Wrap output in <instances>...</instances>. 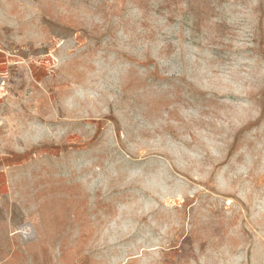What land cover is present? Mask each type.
<instances>
[{
  "label": "rangeland",
  "instance_id": "rangeland-1",
  "mask_svg": "<svg viewBox=\"0 0 264 264\" xmlns=\"http://www.w3.org/2000/svg\"><path fill=\"white\" fill-rule=\"evenodd\" d=\"M0 178V264H264V0H0Z\"/></svg>",
  "mask_w": 264,
  "mask_h": 264
},
{
  "label": "built area",
  "instance_id": "built-area-1",
  "mask_svg": "<svg viewBox=\"0 0 264 264\" xmlns=\"http://www.w3.org/2000/svg\"><path fill=\"white\" fill-rule=\"evenodd\" d=\"M25 234H28V231H26V233Z\"/></svg>",
  "mask_w": 264,
  "mask_h": 264
},
{
  "label": "crops",
  "instance_id": "crops-1",
  "mask_svg": "<svg viewBox=\"0 0 264 264\" xmlns=\"http://www.w3.org/2000/svg\"><path fill=\"white\" fill-rule=\"evenodd\" d=\"M1 179V178H0Z\"/></svg>",
  "mask_w": 264,
  "mask_h": 264
}]
</instances>
